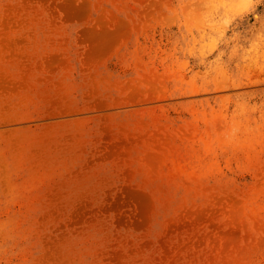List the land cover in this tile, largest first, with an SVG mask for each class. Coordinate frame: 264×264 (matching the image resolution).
<instances>
[{
    "label": "rangeland",
    "instance_id": "obj_1",
    "mask_svg": "<svg viewBox=\"0 0 264 264\" xmlns=\"http://www.w3.org/2000/svg\"><path fill=\"white\" fill-rule=\"evenodd\" d=\"M0 264H264V0H0Z\"/></svg>",
    "mask_w": 264,
    "mask_h": 264
},
{
    "label": "bare ground",
    "instance_id": "obj_2",
    "mask_svg": "<svg viewBox=\"0 0 264 264\" xmlns=\"http://www.w3.org/2000/svg\"><path fill=\"white\" fill-rule=\"evenodd\" d=\"M218 29H219V27H218Z\"/></svg>",
    "mask_w": 264,
    "mask_h": 264
}]
</instances>
